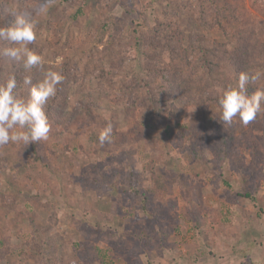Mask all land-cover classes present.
I'll return each instance as SVG.
<instances>
[{"label": "rangeland", "instance_id": "obj_1", "mask_svg": "<svg viewBox=\"0 0 264 264\" xmlns=\"http://www.w3.org/2000/svg\"><path fill=\"white\" fill-rule=\"evenodd\" d=\"M5 2L48 6L33 84L65 79L49 138L0 146V264H264V112L218 103L264 72V0Z\"/></svg>", "mask_w": 264, "mask_h": 264}, {"label": "clouds", "instance_id": "obj_2", "mask_svg": "<svg viewBox=\"0 0 264 264\" xmlns=\"http://www.w3.org/2000/svg\"><path fill=\"white\" fill-rule=\"evenodd\" d=\"M47 12V5L29 11L0 0V19L10 18L6 24L0 25V58L22 68L25 73L23 85L31 86L25 98L20 94L14 74L0 83V146L12 142L26 147L49 138L52 124L47 105L50 99L56 97L58 86L65 77L61 71L50 68L33 84V69L42 68L45 61L39 52L30 47L37 39L38 17L45 16ZM262 76L264 72L259 70L242 71L237 82L225 89L218 100L221 109L219 122L224 128L231 126L236 118L247 126L264 112V87L249 92V85H255ZM112 136L113 125L108 123L99 133L100 145L111 143Z\"/></svg>", "mask_w": 264, "mask_h": 264}, {"label": "trees", "instance_id": "obj_3", "mask_svg": "<svg viewBox=\"0 0 264 264\" xmlns=\"http://www.w3.org/2000/svg\"><path fill=\"white\" fill-rule=\"evenodd\" d=\"M13 74L16 76L20 94L26 98L29 95V90H30L31 86L30 85L29 86L23 85V77L25 74L23 72H21V70L18 68L11 69L9 76L13 75ZM8 77L3 78L1 73H0V83L5 82L8 79ZM168 91L169 90H165L164 93H168ZM251 91H252V88H251V85H249V92H251ZM61 97H62L61 90H60V88H58V92H57L56 97L50 99L48 102L47 112H48V116H49L51 122L56 117V109L58 107L57 105L60 104V102H58V101L60 100ZM149 99L154 106V111L156 113H159L160 109H161V108H159V103H161L163 100L161 98H159L156 94H153V93L151 94V92L149 93Z\"/></svg>", "mask_w": 264, "mask_h": 264}]
</instances>
